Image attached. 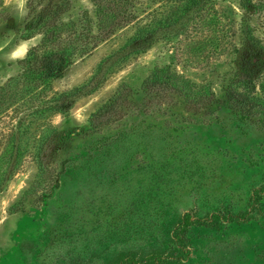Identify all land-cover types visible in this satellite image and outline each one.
Returning <instances> with one entry per match:
<instances>
[{"label":"rangeland","instance_id":"rangeland-1","mask_svg":"<svg viewBox=\"0 0 264 264\" xmlns=\"http://www.w3.org/2000/svg\"><path fill=\"white\" fill-rule=\"evenodd\" d=\"M61 1L35 0L33 10L26 0L21 10L18 0H0V84L18 76L42 42L43 34L23 39L27 22ZM133 4L135 17L77 55L45 99L87 84L103 60L175 3ZM96 10L95 0H71L60 20L81 29L88 15L96 35ZM243 16L240 0H211L159 30L145 52L105 64L97 90L50 117L63 139L46 153V170L34 141L25 139L28 149L0 189V264H119L129 253L140 264H264V111L245 115L226 96L248 49ZM250 23L264 45V12ZM156 69H168L183 90L147 94L144 82ZM125 85L110 120L92 126L93 113ZM35 101L0 116V154L19 120L29 122L42 104ZM43 124L34 120L33 137ZM185 213L197 222L186 232L190 256L178 260L173 231ZM214 213L221 215L216 225L200 221Z\"/></svg>","mask_w":264,"mask_h":264},{"label":"trees","instance_id":"trees-1","mask_svg":"<svg viewBox=\"0 0 264 264\" xmlns=\"http://www.w3.org/2000/svg\"><path fill=\"white\" fill-rule=\"evenodd\" d=\"M34 1L28 0L29 8L33 10H35ZM169 1L175 3L170 13L138 28L134 36L117 53L100 63L91 81L69 91L55 92L46 99L44 96H47V90L52 91L51 82L64 74L66 69L74 63L77 55L90 53L100 41L113 33L116 27L122 26L135 17L132 10L134 4L133 0H95L98 18L96 35L92 34L90 26L92 22L88 15H85L82 20L81 29L73 21L61 22L62 14L71 7V0H62L58 4L48 3L27 22L23 39L28 40L36 34H43V39L40 45L33 46L28 51L23 59L22 72L16 77H11L6 83L0 84V116L7 114L10 109L20 104L35 103V100L41 101L42 104L36 105L28 114L29 122L19 120L15 130L9 134L5 142L0 154V189L9 179V175L15 172L25 155L29 145V142L25 143L27 138L32 139L36 145L40 170L47 169L49 158L46 153L49 151L53 153L56 144L58 145L63 139L50 117L55 113L68 112L79 95L90 94L97 90L102 80L96 82V75L102 71L105 64L112 61V66L123 64L131 55L145 52L156 40L159 30L176 26L191 12L202 10L211 0ZM240 5L244 10L241 30L248 49L243 57L241 68L227 87L226 96L234 108L245 115L252 116L264 111V45L254 35L250 21L254 15L264 12V0H240ZM144 88L147 94L153 95L164 89L179 92L184 86L176 81L175 76L168 69H156L144 82ZM127 89L126 85L123 86L115 98L93 113L90 119L92 126L97 127L110 120L109 115L120 106L122 96ZM34 120L44 122L41 133L37 137H33L31 132ZM259 191H264V187H261ZM220 218V214L214 213L200 221L214 226ZM195 222L197 221L190 213H185L173 231L174 241L180 251V254L176 256L178 260H186L190 256L186 232ZM170 258L171 256H168L167 260L165 259L166 262H169ZM121 263L140 264L133 253L123 257L119 264Z\"/></svg>","mask_w":264,"mask_h":264},{"label":"clouds","instance_id":"clouds-1","mask_svg":"<svg viewBox=\"0 0 264 264\" xmlns=\"http://www.w3.org/2000/svg\"><path fill=\"white\" fill-rule=\"evenodd\" d=\"M10 2H11V0H5V3H6V4H7V3H10ZM24 4H26V0H18L17 6L22 10ZM12 58L15 59L16 56L13 55ZM76 119H77L78 121H80L81 123L83 122V121L81 120V117H80L79 115L76 116Z\"/></svg>","mask_w":264,"mask_h":264}]
</instances>
